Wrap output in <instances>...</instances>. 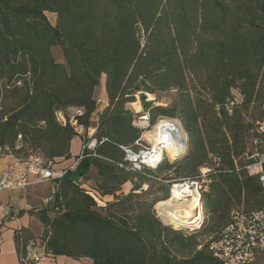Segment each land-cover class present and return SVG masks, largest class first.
Instances as JSON below:
<instances>
[{"label": "trees", "instance_id": "trees-1", "mask_svg": "<svg viewBox=\"0 0 264 264\" xmlns=\"http://www.w3.org/2000/svg\"><path fill=\"white\" fill-rule=\"evenodd\" d=\"M236 90L241 98L231 104ZM147 95L168 100L154 105ZM137 99L149 127L159 118L180 123L187 136L180 160L126 169L123 148L145 145L133 124L138 114L127 108ZM263 102L264 0H0V157L37 154L52 167L69 160L75 138L89 141L56 121L59 110L81 109L77 124L95 129L94 149L53 183L51 208L29 212L43 226L46 255L89 264H217L210 242L164 226L153 207L169 199L165 187L198 183L200 235L212 239L232 211L264 210L258 177L244 169L249 145L264 156V142L253 143ZM80 178L111 199L104 209ZM144 183L162 197L144 198ZM37 240L25 229L14 233L19 260Z\"/></svg>", "mask_w": 264, "mask_h": 264}, {"label": "built area", "instance_id": "built-area-1", "mask_svg": "<svg viewBox=\"0 0 264 264\" xmlns=\"http://www.w3.org/2000/svg\"><path fill=\"white\" fill-rule=\"evenodd\" d=\"M240 98L241 96L238 91H234L231 104L239 102ZM82 116L83 111L78 108H67L65 111L59 110L55 113L56 121L60 125L71 126L79 136L85 134L83 127L77 124V118ZM142 118L147 123L146 128H139L143 132L140 139L143 142V138L146 139L144 135L150 133L153 129L149 131L147 117L144 116ZM160 119L164 120L165 118ZM91 131V128L86 131L87 136L90 135ZM256 133L258 138L253 141L254 145L264 142V102L261 106V120L256 123ZM91 138L92 136L89 137L90 140L86 145H82L77 160L71 164L69 169H73L77 162L84 157V150L94 149L96 141ZM136 145L140 146L137 152L123 148L124 162L127 164L126 169L128 171H152L156 170L164 160L171 163L170 158L164 152H161L159 157L152 156V153H154L152 145L151 147L146 145L142 146L139 143H136ZM263 165L264 156L256 149L245 156L244 169L246 173L249 176L258 177V181L264 192ZM206 171L208 170L202 169L201 174L204 175ZM65 172V169L54 170L51 162L45 161L37 154H31L24 160H18L13 166L0 174V192L23 189L29 184L54 183L61 179ZM29 177L33 178L32 182L28 181ZM78 183L85 189V193L93 200L97 208L104 209L106 207V204L109 202L108 198L101 197L98 193L89 189L82 183L81 178L78 179ZM174 186H185L197 191L200 195L201 187L198 183L184 182L182 184L172 185L169 190V196ZM154 211L157 219L162 221L161 215L155 208ZM193 215L194 223L187 226L189 229L194 228L195 231H198L202 228V222L204 221L201 202H199V212L193 213ZM166 224L169 223H164L163 225L165 226ZM171 229H174V227L172 226ZM36 244V242L29 243L25 246V256L19 260L20 264H34L41 259V256L35 251ZM208 251L217 264H264V210L251 212L232 211L229 223L215 239L210 241Z\"/></svg>", "mask_w": 264, "mask_h": 264}, {"label": "crops", "instance_id": "crops-1", "mask_svg": "<svg viewBox=\"0 0 264 264\" xmlns=\"http://www.w3.org/2000/svg\"><path fill=\"white\" fill-rule=\"evenodd\" d=\"M98 101H100L99 108L101 110L106 106L103 89L100 90ZM94 132L95 129H92L89 136L85 133L88 141L90 140L89 137L92 136ZM79 139L82 147V139ZM79 153L80 150L78 154ZM77 155L71 156L70 153L71 158L69 160H57L53 165V169L62 170L67 167L69 168ZM17 161L18 159L13 155H2L0 157V174L13 166ZM32 179V177H29L28 181L32 182ZM53 190V183L45 182L41 184H29L23 189L0 192V264H20L14 242V233L23 229L30 231L32 235L38 239L36 241L35 251L41 256V259L34 264L90 263L88 259L73 260L67 257H54L45 254L41 242L39 241L43 234V226L36 217L29 212H35L43 208H51L52 205L49 200L53 197ZM110 200L111 199L108 198V201Z\"/></svg>", "mask_w": 264, "mask_h": 264}, {"label": "bare ground", "instance_id": "bare-ground-1", "mask_svg": "<svg viewBox=\"0 0 264 264\" xmlns=\"http://www.w3.org/2000/svg\"><path fill=\"white\" fill-rule=\"evenodd\" d=\"M152 97L151 95H148ZM137 105V103H135ZM139 110V107L137 106ZM147 126L145 122L140 123ZM153 146L152 156L159 157L166 153L170 160L175 159L185 149V133L178 122L162 120L150 133L144 135ZM170 199L156 205L157 212L164 223L189 225L194 223L193 212L199 208L200 195L197 191L185 186H174Z\"/></svg>", "mask_w": 264, "mask_h": 264}, {"label": "rangeland", "instance_id": "rangeland-1", "mask_svg": "<svg viewBox=\"0 0 264 264\" xmlns=\"http://www.w3.org/2000/svg\"><path fill=\"white\" fill-rule=\"evenodd\" d=\"M48 18H49V20H50V22L51 23H53V17L52 16H50V15H48ZM52 54L54 55V57H55V59L58 61V62H61L62 61V56H61V54H60V51H59V49L58 48H53L52 49ZM100 93V92H99ZM146 99H147V101H154V105H163L167 100H168V98H167V96H165V95H162V96H160V97H155V96H152V97H149L148 95L146 96ZM135 103H137V105H135V104H129V105H127V108L131 111V112H133L134 114H138V116L135 118V121H134V126H137L138 128H146V126H142L140 123H143V122H146L145 120H143V118L142 117H139V115L141 116V114H142V107H141V104H140V101L137 99V101L135 102ZM137 106L139 107V110L137 109ZM164 120H169V119H164ZM160 121H162V119H157L156 120V122H155V124L153 125V126H148V129H149V131H151L153 128H154V126L158 123V122H160ZM147 124V123H146ZM143 142H144V144L146 145V146H148V147H151V143H149V140L146 138V139H144L143 138ZM80 148H81V141H80V139L77 137L76 139H74V141L72 142V145H71V156H74V155H77L78 154V152H79V150H80ZM152 148H153V146H152ZM253 150H254V148H252V146L251 145H249V153H251V152H253ZM169 157V156H168ZM151 186H153L152 188H151ZM150 187V188H149ZM156 186L155 185H151V184H146V183H144L143 184V188H144V190L142 189V191H147V194L145 195V197L144 198H146L148 201H151L154 197H158V198H161L162 197V194L160 193V192H157V189L155 188ZM129 188H130V185H127V186H125V187H123V189H122V191L123 192H128V190H129ZM165 190H170V187H165ZM192 190V189H191ZM138 193V192H137ZM170 199V198H169ZM169 199H167V200H169ZM166 200V201H167ZM200 202V201H199ZM155 209H156V207H155ZM153 210H154V207H153ZM196 212H199V208L195 211V212H193L194 214L196 213ZM154 213H155V211H154ZM194 216V215H193ZM162 219V218H161ZM163 221V220H162ZM161 220H160V222L162 223V224H164L163 222H162ZM167 225V224H166ZM172 227V226H171ZM200 231L201 230H198V231H195L194 233H192V234H198L197 235V241H199V242H201V243H203V244H205V243H209L211 240H213L212 238L213 237H206V236H202V235H200Z\"/></svg>", "mask_w": 264, "mask_h": 264}, {"label": "water", "instance_id": "water-1", "mask_svg": "<svg viewBox=\"0 0 264 264\" xmlns=\"http://www.w3.org/2000/svg\"><path fill=\"white\" fill-rule=\"evenodd\" d=\"M174 121L178 122L177 120H174ZM179 125H180V123H179ZM186 144H187V136L185 134V149H184V151L180 155L176 156L175 159L171 160V163H174V162L180 160L185 155L186 150H187V145ZM165 226L168 227V228H171V226H173L174 229H172V230H174V231H181V232H184V233H194L195 232V229L194 228L189 229L187 225H183V224L182 225L181 224L173 225V224H170L169 223V224H167Z\"/></svg>", "mask_w": 264, "mask_h": 264}]
</instances>
